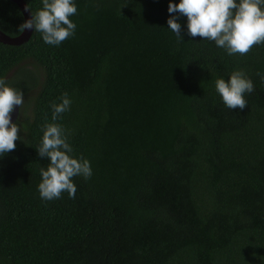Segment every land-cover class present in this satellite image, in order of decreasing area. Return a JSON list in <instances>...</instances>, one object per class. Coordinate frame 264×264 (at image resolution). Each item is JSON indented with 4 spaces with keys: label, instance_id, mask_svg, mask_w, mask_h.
<instances>
[{
    "label": "trees",
    "instance_id": "obj_1",
    "mask_svg": "<svg viewBox=\"0 0 264 264\" xmlns=\"http://www.w3.org/2000/svg\"><path fill=\"white\" fill-rule=\"evenodd\" d=\"M74 3L60 45L34 30L0 43V78L24 93L20 140L0 156V264H264V43L229 55L187 35L168 12L180 0ZM24 22L0 0V31L17 37ZM237 70L254 84L243 110L215 88ZM64 93L55 122L92 175L73 178L74 199L46 201L37 149Z\"/></svg>",
    "mask_w": 264,
    "mask_h": 264
},
{
    "label": "clouds",
    "instance_id": "obj_2",
    "mask_svg": "<svg viewBox=\"0 0 264 264\" xmlns=\"http://www.w3.org/2000/svg\"><path fill=\"white\" fill-rule=\"evenodd\" d=\"M42 9L30 12V18L19 26L25 32L42 34L45 44L58 46L75 34L76 24L70 19L77 13L74 0H42ZM26 11H29L27 8ZM168 12L187 17V35L214 41L229 55L247 54L254 45L264 43V0H180L179 4L169 3ZM179 16L167 20L168 29L183 41ZM216 91L228 109L243 110L247 107L246 93L254 91V84L242 70L231 73L225 81L218 78ZM61 103L52 104V121L44 126L42 142L37 149L41 158L49 160L47 169H40L42 182L38 186L41 199H59L63 192L75 198L77 188L73 178L92 175L90 162L84 157L74 158L73 148L67 142L66 130L58 123L61 114L70 110L71 100L67 93ZM24 93L9 87L0 78V156L13 151L20 140V126L11 122L14 106H22Z\"/></svg>",
    "mask_w": 264,
    "mask_h": 264
},
{
    "label": "water",
    "instance_id": "obj_3",
    "mask_svg": "<svg viewBox=\"0 0 264 264\" xmlns=\"http://www.w3.org/2000/svg\"><path fill=\"white\" fill-rule=\"evenodd\" d=\"M14 2L15 4L18 5V7L21 9V12L24 16V20L26 21L27 19L30 18V11H26L25 9L27 7L25 1L23 0H10ZM29 10V9H28ZM33 31L26 30L25 32H22L17 37H10L6 34H4L2 31H0V43L7 44V45H13V46H19L29 40L31 37ZM19 118V106H14V110L11 114V122L14 123L18 120Z\"/></svg>",
    "mask_w": 264,
    "mask_h": 264
}]
</instances>
